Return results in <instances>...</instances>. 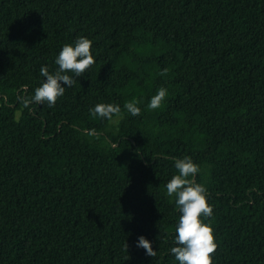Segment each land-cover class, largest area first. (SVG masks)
Masks as SVG:
<instances>
[{"label":"trees","instance_id":"trees-1","mask_svg":"<svg viewBox=\"0 0 264 264\" xmlns=\"http://www.w3.org/2000/svg\"><path fill=\"white\" fill-rule=\"evenodd\" d=\"M80 37L96 63L25 108ZM99 103L123 115L93 117ZM186 157L213 264H264V0H0V264H179L166 185Z\"/></svg>","mask_w":264,"mask_h":264},{"label":"clouds","instance_id":"clouds-1","mask_svg":"<svg viewBox=\"0 0 264 264\" xmlns=\"http://www.w3.org/2000/svg\"><path fill=\"white\" fill-rule=\"evenodd\" d=\"M96 60L92 54V41L87 37L78 38L74 44H65L55 64L58 68L50 72L47 66L40 69L41 76L46 79L34 91L31 97H20L19 99L27 108L33 102L38 104L47 103L49 107L56 104L57 100L65 94V86L72 87L75 80L67 73H73L75 77L83 76L94 64ZM165 70L161 75L166 74ZM167 90L160 88L158 93L151 98L148 105L150 109H157L161 106ZM139 101L132 100L125 103L124 108L132 116H138L141 108ZM93 117H100L113 121L114 117L123 115L118 104L99 103L90 109ZM88 136H98L95 129L85 131ZM175 168L178 170L166 185V194L175 195L177 207L182 213L176 227L175 242L178 246L171 249V253L179 264H213V254L218 244L215 240L214 229L209 223L204 222V217L213 215V206L209 204L207 189L204 185L196 183L194 179L199 173V166L190 157L175 161ZM128 243L125 248L128 250ZM137 247L146 250V254L152 257L157 255L152 243L144 236L138 238Z\"/></svg>","mask_w":264,"mask_h":264}]
</instances>
